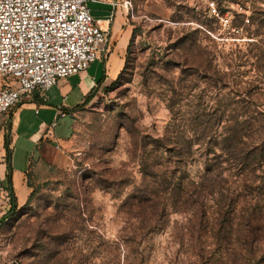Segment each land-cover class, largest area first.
Here are the masks:
<instances>
[{
	"label": "rangeland",
	"instance_id": "obj_1",
	"mask_svg": "<svg viewBox=\"0 0 264 264\" xmlns=\"http://www.w3.org/2000/svg\"><path fill=\"white\" fill-rule=\"evenodd\" d=\"M131 1L121 69L74 118L67 165L27 175L0 264H264V0Z\"/></svg>",
	"mask_w": 264,
	"mask_h": 264
},
{
	"label": "built area",
	"instance_id": "obj_2",
	"mask_svg": "<svg viewBox=\"0 0 264 264\" xmlns=\"http://www.w3.org/2000/svg\"><path fill=\"white\" fill-rule=\"evenodd\" d=\"M89 1L0 0V122L28 97L45 99L59 81L107 54L109 30Z\"/></svg>",
	"mask_w": 264,
	"mask_h": 264
},
{
	"label": "crops",
	"instance_id": "obj_3",
	"mask_svg": "<svg viewBox=\"0 0 264 264\" xmlns=\"http://www.w3.org/2000/svg\"><path fill=\"white\" fill-rule=\"evenodd\" d=\"M130 1H89L92 16L101 20V27L109 30L111 36L109 52L102 56L105 64V76L102 81L89 73L91 66L87 72L59 81L46 93L45 99L35 93L28 99L26 107L20 104L8 114L9 133L7 135L0 131V220L7 218L13 197L18 207L28 202L31 189L28 187L27 175L35 164L43 163L56 167L67 165L66 150L74 134V118L94 101L109 80L115 78L121 69L123 61L118 50L122 52L127 48L132 34L127 18L129 9L124 4ZM113 4H116V7H113ZM111 16L113 20L109 21ZM91 93V100H87ZM36 107L39 109L35 114L39 117L34 123H25L20 119V126L12 124L18 113L25 112L23 109ZM60 113L63 115L59 116ZM27 124L30 125L28 131ZM22 139L24 142L21 145ZM16 149L30 154L27 170L22 169V166H14L13 154Z\"/></svg>",
	"mask_w": 264,
	"mask_h": 264
},
{
	"label": "trees",
	"instance_id": "obj_4",
	"mask_svg": "<svg viewBox=\"0 0 264 264\" xmlns=\"http://www.w3.org/2000/svg\"><path fill=\"white\" fill-rule=\"evenodd\" d=\"M115 83H118V81H116ZM91 95H92V93L90 94V96L88 97V99L87 100H91ZM93 97V96H92ZM175 131H173V133H174ZM176 133V132H175ZM6 137H7V135H6ZM8 138V137H7ZM223 142V141H222ZM187 149L190 151L191 149H192V147H193V143L192 142H188L187 144ZM226 149H228V148H226L225 147V150ZM215 151H218V150H215ZM215 151H212V152H210L209 153V155L207 156V160H206V163H205V165H206V170H205V173H204V178H205V180H209V179H211L212 178V176H213V170H212V167H213V165L214 164H216L217 163V159H216V152ZM222 151H224V150H222ZM191 152V151H190ZM212 156L214 157V158H212ZM213 173V174H212ZM28 187L29 188H32V186L30 185V183L28 182ZM180 187V185H177L176 186V188H179ZM32 196H33V193L30 195V197H29V200L28 201H30L31 200V198H32ZM14 201H15V198L14 199H12L11 200V203H12V205H11V209H10V211H9V213H8V216H10V215H12V213H14V211L17 209V206L16 207H14ZM2 223V220H0V224Z\"/></svg>",
	"mask_w": 264,
	"mask_h": 264
},
{
	"label": "water",
	"instance_id": "obj_5",
	"mask_svg": "<svg viewBox=\"0 0 264 264\" xmlns=\"http://www.w3.org/2000/svg\"><path fill=\"white\" fill-rule=\"evenodd\" d=\"M13 199H14V197H13ZM17 205H16V203H15V201H14V207H16Z\"/></svg>",
	"mask_w": 264,
	"mask_h": 264
}]
</instances>
